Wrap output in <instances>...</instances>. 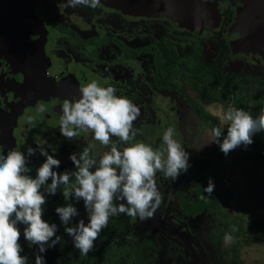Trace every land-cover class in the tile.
Masks as SVG:
<instances>
[{
    "label": "flooded vegetation",
    "instance_id": "flooded-vegetation-1",
    "mask_svg": "<svg viewBox=\"0 0 264 264\" xmlns=\"http://www.w3.org/2000/svg\"><path fill=\"white\" fill-rule=\"evenodd\" d=\"M235 4L231 0H220L218 21L212 22V26L204 22L197 32L179 25L172 18L129 14L101 3L96 9L70 8L65 6L66 0H39L36 12L43 26L35 38H40L38 45L34 41L27 47L22 56L25 63L21 61L13 67L7 60L0 61V154L6 155L12 149L27 154V132L30 133V147L41 145V137H37L39 127H31L27 116H46V120L54 115L61 116L63 101L78 98L81 84L96 80L101 86H114L117 95L126 96L140 108V115L134 122V128L139 130L134 142L163 148L159 133L164 116L165 120L175 123L174 130L179 131V137L175 131L174 136L185 150L200 154L195 158H203L205 152L218 144L212 139L197 142L206 137L200 132L213 129L209 123H214L209 116H215L221 126L222 110L229 105L237 107V94L242 100L246 98L250 113L252 97H264V54L237 50L228 38L236 24L234 13L240 2ZM37 47H41V52L36 53ZM28 67L40 73L36 84L27 83ZM41 105L44 111L39 110ZM55 127L59 125H51L46 131H52L55 141H60L55 147L57 151L54 152L53 145L47 146L48 140H44L42 146L61 161L59 168L54 169L57 172L74 171L70 153L81 151L89 143L96 144L97 153L107 150L99 141L93 140L90 132L81 131L75 140H67ZM45 158L37 150L29 158L28 165L41 164ZM156 182L163 199L154 217L145 220L141 226V220L129 224L127 215H121L116 221L117 227L127 233L131 228L137 231L145 228L153 235L151 247L162 248L166 259L172 263H192L196 258L199 263L210 260L221 264L224 254L211 256L203 238L196 232L202 229L209 232L218 225L216 217L208 224L206 222L214 215L224 216L220 207L227 192L218 199L220 204L206 203L197 211L192 208L190 213H185L181 212L180 201L185 206L199 201L189 191L190 182L183 183L181 177L171 181L159 172ZM48 183H51L50 179ZM63 187L55 194L52 202L55 207L59 206L56 203H60ZM42 192L45 194L44 188ZM71 200L81 209L82 199ZM113 218L117 219L116 216ZM115 229L114 224L109 223L103 231L113 234ZM156 232L165 237L158 239ZM110 236L106 234L105 237ZM134 238L132 240L128 235L121 239H127L132 247L131 244L137 246L135 233ZM209 238L214 246H218L215 233ZM195 250L199 252L197 256H194ZM232 254L237 257L236 247Z\"/></svg>",
    "mask_w": 264,
    "mask_h": 264
},
{
    "label": "clouds",
    "instance_id": "clouds-1",
    "mask_svg": "<svg viewBox=\"0 0 264 264\" xmlns=\"http://www.w3.org/2000/svg\"><path fill=\"white\" fill-rule=\"evenodd\" d=\"M100 2L66 0L65 6L96 9ZM79 91L78 98L63 101L59 131L67 140H75L81 131L90 132L93 140L107 150L97 153L96 144H87L81 151L70 153L75 170L64 172L54 170L59 168L61 161L40 144L27 148V154L18 149L0 154V264H28V257L21 255L23 247L19 243L18 224L24 225V240L38 247V252L34 253L35 264H46L42 254L61 242V237L56 235L57 225L42 219V206L47 202L42 188L55 195L64 186L63 198L69 202L57 206L55 211L64 231L72 238L73 246L87 255L110 217L126 214L141 221L154 217L163 199L156 182L157 172L175 181L190 167L189 153L174 139L172 127L163 133L162 149H155L150 143L134 142L139 131L134 128V122L140 115V108L126 96L117 95L114 86H101L92 80L81 84ZM39 110L44 111L42 105ZM220 123L221 127L211 129V136L227 155L241 144H251L252 137L264 131V106L254 117L244 108L229 105L222 110ZM225 126L226 135L223 134ZM113 137L117 139L113 141ZM37 150L46 159L36 168L33 177L29 175L28 160ZM214 187L209 178L204 190L211 195ZM72 198L83 200L87 223L80 219L69 226L78 215L77 208L70 202ZM235 231L233 226L231 232L225 233V244L234 242L232 233Z\"/></svg>",
    "mask_w": 264,
    "mask_h": 264
},
{
    "label": "rangeland",
    "instance_id": "rangeland-1",
    "mask_svg": "<svg viewBox=\"0 0 264 264\" xmlns=\"http://www.w3.org/2000/svg\"><path fill=\"white\" fill-rule=\"evenodd\" d=\"M33 111V110H31ZM30 122V126L33 128L39 127L37 131L38 136L41 137V145H44V140H48V147L53 145V150L56 152V144L60 143L59 140L55 141V137L52 135V131H46L49 126L59 125L61 116H51L46 120V116H27ZM46 127V129H44ZM172 127L174 129L175 123L171 120H165V117H162L160 135L163 137L164 131ZM59 130V127H55ZM179 137V131L174 130ZM205 134V140L200 138L197 140L198 143H204L212 139L211 132L208 129H205L203 133ZM261 137L264 144V131L258 133ZM174 139L175 136H174ZM25 141L27 148L30 147V133L25 134ZM212 141V140H211ZM141 142V141H138ZM144 143V142H143ZM161 146V143H160ZM162 149V147H159ZM249 149V145L245 146L241 144L239 147H236L234 150L230 151L225 155L217 144V147L212 149L210 152H205L203 158L196 157L197 155L192 151L188 152L192 154L189 156V164L187 172L180 174L181 181L184 183H189L192 186L190 187V192L197 196L199 201L196 203L195 200L192 204L185 206L183 201L179 202V207L181 212L190 213L191 209L194 206L203 207L211 198L215 196V203L219 198H223V192H227V195L230 197L227 198L229 201L226 205L222 204L220 210L224 213L223 217L214 215L212 211L213 218H209V222L213 221L216 217L218 225L214 227L209 232H204V229L197 231L203 238V242L209 252V254L215 255L216 253L224 254L222 256L221 264H264V171L256 172L254 170L253 161L251 156L246 154V151ZM195 154V155H194ZM46 159V158H45ZM210 159L215 161L216 164H211L206 160ZM205 160V161H204ZM40 164L32 163L28 165L31 168L29 175L35 177L36 168ZM184 174V175H183ZM209 178L214 182V193L211 195L205 192L204 188L207 186ZM177 184H175V188ZM42 191V189H41ZM175 189H173V192ZM177 191L176 193H179ZM203 193V194H202ZM226 195V196H227ZM47 202L42 206L44 209L42 219L48 221L50 224L55 223L57 225V230L60 228V217L56 213V207L52 205V202L55 200V195L48 194L45 192ZM73 200L75 198H72ZM81 201V200H80ZM82 207L78 212L83 214H78L73 217L72 222L69 226H73L78 223L80 219H83L85 223L88 222L87 212L83 203L81 201ZM121 215H116L117 219L112 220V216L109 218V223L114 224L115 232L111 234L108 238H102L100 235L99 242L96 248V257L94 260H90V263L87 262V257L80 258L74 254V252L68 251V246L63 247V243H69L70 246H73L72 238L67 235L66 232H63L59 236L61 237V242L58 243L55 247L48 248L45 253L42 255L45 256L46 264H220L219 262H212L207 260L204 263H199L196 258L190 262H180L172 263L173 261H168L163 253L162 248L157 249L156 247H151L153 245V235L145 230V228H139L134 230L131 228L129 233L123 232L122 229L118 226V219ZM205 215L206 211H205ZM51 216V219L49 217ZM129 224H135L138 217H129L127 215ZM114 219V218H113ZM140 220V219H139ZM232 223L235 225L236 231L232 233L235 237L234 242L231 244L224 243L225 233L231 232ZM262 223V226L258 229L257 224ZM143 226L144 221L141 222ZM18 228L21 231V237L19 243L23 247V252L21 255H26L28 257L29 264H35L34 262V253L38 252V247L36 245H29L23 238V224H18ZM134 230V231H133ZM164 231L166 229L164 228ZM134 233L137 235V246L128 244L125 236L131 235L132 240H134ZM211 233H215V239L218 242V246H214L213 242L210 240L209 236ZM157 234L158 239H163L165 234ZM54 238V237H53ZM119 245L116 246V244ZM236 247L237 257L233 256V248ZM74 249H76L74 247ZM107 249V250H106ZM105 250V252H104ZM133 251H135L133 253ZM80 253V252H79ZM199 252L194 251V256H197ZM84 256V255H82ZM226 256V257H224ZM101 259V260H100Z\"/></svg>",
    "mask_w": 264,
    "mask_h": 264
},
{
    "label": "water",
    "instance_id": "water-1",
    "mask_svg": "<svg viewBox=\"0 0 264 264\" xmlns=\"http://www.w3.org/2000/svg\"><path fill=\"white\" fill-rule=\"evenodd\" d=\"M38 1L0 0V61L7 60L9 66L21 64L27 47L34 41L36 45L39 43L40 38H35L43 25L36 12ZM231 1L233 5L240 2L234 13L236 24L228 35L231 46L264 54V0ZM100 3L129 14L172 18L197 32L204 22L212 26L220 17V0H101ZM35 50L41 52V47ZM27 70L30 71L27 83L36 84L40 79L39 71L30 67Z\"/></svg>",
    "mask_w": 264,
    "mask_h": 264
},
{
    "label": "trees",
    "instance_id": "trees-1",
    "mask_svg": "<svg viewBox=\"0 0 264 264\" xmlns=\"http://www.w3.org/2000/svg\"><path fill=\"white\" fill-rule=\"evenodd\" d=\"M196 63H198V62H196ZM193 64H195V63H193ZM201 80H204V79H201ZM237 97H238L237 108H244L247 111V100H246V98H245V100H242L241 99L242 97L239 94H237ZM252 106H253V109H252V112L250 114L255 117L258 114L259 108L261 106H264V97H261L259 95H255L254 97H252ZM209 120H212L211 116H209ZM212 121H213L214 124H211V123L208 122L211 125L212 128L221 127L219 125L218 121L217 122L214 121V120H212ZM223 134L224 135L227 134V129L226 128H224ZM222 138L223 137H221V140H222ZM252 140H253V142L251 144H249V149L247 150L246 154L251 156V158L254 160L253 161L254 170L256 172H262V171H264V144H263V141H262V139H261V137L259 135L253 136ZM208 203L210 204L209 201L207 202V204ZM56 204H59V206H63L64 204H66L64 202L63 195L61 196L60 203H56ZM201 208H202L201 206L200 207L194 206L193 207V211H197V210H199ZM49 219H51V216L49 217ZM257 225H259L258 229L262 226L261 223L257 224ZM63 232H65L64 231V225L60 224V228L57 230L56 235L59 236ZM106 234L107 235H111L110 232H104L103 230L99 233V235L103 236V237H105ZM100 236H98V239L94 242L93 249L87 255H84V256H82V254L79 253L78 249H74V246H70L69 243H63V247L64 246H68V251H70L71 253L74 252V254L77 255L80 258L87 257V262L90 263V260H94L95 257H96V248H97V245H99L98 243L101 242V241L99 242V237Z\"/></svg>",
    "mask_w": 264,
    "mask_h": 264
},
{
    "label": "crops",
    "instance_id": "crops-1",
    "mask_svg": "<svg viewBox=\"0 0 264 264\" xmlns=\"http://www.w3.org/2000/svg\"><path fill=\"white\" fill-rule=\"evenodd\" d=\"M212 120H214V121H216V117L214 116L213 118H212ZM217 122V121H216ZM255 135H259L258 133L257 134H255ZM254 135V136H255ZM247 152V151H246ZM205 161V160H204ZM207 161V160H206ZM252 161H254L253 159H252ZM208 162V161H207ZM212 164H216V162L214 161ZM253 165H254V163H253ZM263 172V171H262ZM62 196V195H61ZM61 196H60V199H61ZM230 196L228 195L227 197H226V199H225V201L222 203V204H224V205H226L227 204V202L229 201V199H227V198H229ZM64 202L67 204L69 201H65L64 200ZM72 204H74V201H70ZM209 202H214L215 203V198H213V199H210L209 200ZM221 204V205H222ZM65 205V204H64ZM63 205V206H64ZM44 212V211H43ZM112 219V218H111ZM71 222H72V220L70 221V223H69V225L71 224ZM60 224H62V223H60ZM262 224V223H261ZM233 226H235L233 223H232V221H231V225H230V227H233ZM102 238H103V236H101Z\"/></svg>",
    "mask_w": 264,
    "mask_h": 264
}]
</instances>
